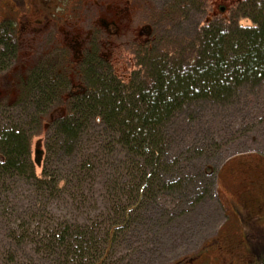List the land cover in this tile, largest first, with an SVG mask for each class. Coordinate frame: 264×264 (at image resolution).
<instances>
[{
    "label": "rangeland",
    "instance_id": "1",
    "mask_svg": "<svg viewBox=\"0 0 264 264\" xmlns=\"http://www.w3.org/2000/svg\"><path fill=\"white\" fill-rule=\"evenodd\" d=\"M172 1L25 0L17 13L8 10V0H0V27H10L11 44H16L20 26L24 28L20 31L30 36L27 45L18 51L14 45L8 51L5 45H0V53L11 57L4 59L9 67L6 76L19 78L28 67L27 77L34 72L29 66L32 60L38 62L43 56L56 61L64 56L69 59V81L65 82L66 89L58 95L53 109L37 115L28 106L26 110L35 115H29V119L21 116L20 124L12 118L19 113L13 114L15 110L0 115L1 131L17 126L25 132L30 142V161L35 165L37 156L42 167L49 166L57 185L63 188V192H58L65 194L62 200L51 201L53 210L47 213L37 210L52 224L50 231L40 224L39 232L24 234V244L17 246L13 242L19 233L18 225L37 204L33 196L36 187L23 179H10L14 180L12 198L17 197L5 208V202L0 203V264H65L64 259L54 261V256L44 255L42 249L39 254V246L44 247L49 236L61 230V222L78 223L93 230L94 237L88 239L84 250L88 254L78 258V261L83 258L84 264L254 262L256 256H250L249 249L255 250L257 243H264L263 86L256 91L243 88L221 105L207 102L185 107L182 113L189 119L184 122L183 115L178 114L174 143L167 140L163 145L166 177L153 181L152 187L148 185L139 206L140 195L135 186L143 178L140 172L144 168L146 173L150 170L143 167L130 179L128 172L138 159L123 147L106 145L105 141L110 143L114 138L101 123L92 122L79 145L77 158L56 156L51 149L57 137L56 125L50 128L56 121L51 120L62 105L68 113L64 100L69 99V91L82 84L74 63L84 44L87 56L93 45L99 51V63L105 69L99 71L103 76L127 83L138 76L140 63L152 59L158 51L165 56L164 50L191 49L197 28L214 17L228 15L239 0H195L184 8L176 22L166 23V7ZM89 29L94 30L91 40L86 39ZM93 37L97 40L92 41ZM33 38L37 39V45L30 43ZM4 86L7 89L8 83ZM14 97L15 91L0 93V98L13 101ZM174 124L166 128H175ZM37 150L42 154L36 155ZM85 159L95 160L100 170L96 178L85 181L84 195L80 198L79 188L74 189L66 180L76 164L80 166L78 161ZM35 167L41 175L42 167ZM109 176L123 184L116 191V200H111L103 181ZM115 205L134 209L118 215ZM68 260L77 264L74 259Z\"/></svg>",
    "mask_w": 264,
    "mask_h": 264
},
{
    "label": "trees",
    "instance_id": "2",
    "mask_svg": "<svg viewBox=\"0 0 264 264\" xmlns=\"http://www.w3.org/2000/svg\"><path fill=\"white\" fill-rule=\"evenodd\" d=\"M194 2L173 0L171 6L166 7L168 14L165 22H176L184 8ZM202 10L200 5L199 12ZM228 13L199 26L191 49L185 47L175 52L164 50L165 56H160L161 52L158 51L152 59L143 60L138 76L127 83L110 75L103 76L99 69H105L99 63L98 51L95 48L89 50V56L78 66L88 89L69 102L68 113L54 123L57 137L51 146L53 153L59 157L77 158L79 145L88 135L92 122L101 123L114 138L110 143L105 141L106 145L123 147L138 159L128 172L130 179L143 167L150 170L146 173L144 168L140 172L143 178L135 186L140 195L139 206L148 185L152 187L153 181L166 177V167L163 168L162 161L166 154L163 145L167 140L174 143V135L179 128L175 123L178 114L183 115L184 122L189 119L182 113L185 107L207 102L221 105L243 88L256 91L264 87V0H239ZM9 29V26L0 27V45H5L7 51L13 46ZM7 56L10 55L0 53V69L4 67L2 63ZM37 64L33 67L34 72L29 73L23 82L20 99L15 103L18 109L24 111L17 117L12 115L17 124H20V117L25 116L28 106L36 112L50 109L68 80L67 72L63 69L68 64L65 56L59 61L43 56ZM173 124L175 128H166ZM30 153V142L25 132L19 131L17 126L12 130L0 129V203L4 205L5 202V208L17 197L12 198L14 180L17 178L32 182L36 187L33 196L37 204L26 218L21 219L19 233L14 232L16 239L13 243L17 246L24 244V234L39 232L40 224L50 231L52 224L44 220L42 213L37 214V210L43 209L47 213L54 209L50 206L51 201L62 200L65 196L58 192H63V188L57 185V178L49 166L42 167V174H37L35 165L30 161ZM94 161L80 160V166L76 164L67 174L66 182L74 189L79 188L77 196L80 198L81 194L84 195L85 181L96 178L100 170ZM162 169L164 172L157 175ZM103 181H106L111 200H116V191L123 184L110 176ZM115 207L118 215L121 212L122 215L128 214L134 209L132 206ZM60 224L61 230L45 238L44 247L39 246V254L42 249L44 255L54 256V261L64 259L65 264H70L68 259L71 258L77 264H84L83 258L81 261L78 258L88 254L84 250L88 239L94 237L93 230L78 223ZM69 231H73L72 234Z\"/></svg>",
    "mask_w": 264,
    "mask_h": 264
},
{
    "label": "flooded vegetation",
    "instance_id": "3",
    "mask_svg": "<svg viewBox=\"0 0 264 264\" xmlns=\"http://www.w3.org/2000/svg\"><path fill=\"white\" fill-rule=\"evenodd\" d=\"M8 3H9V9L7 7L6 8L8 10H11V11L17 12V13H19V10L21 9L22 5L24 3L26 4L25 0H21V1H19V0H8ZM123 11H127V10L124 9ZM23 30H24V28H23ZM89 33L91 34V33H93V31L92 32L90 31ZM17 38L19 40L22 38V33L20 32V30L18 32ZM86 39H89V36H87ZM83 47H84V45H83ZM5 72H6V69L0 70V77L4 76V78L3 79L1 78V80H0V93H6V92L12 93L15 91V94H16L18 92L20 85L22 84V79L25 78V72L26 71L23 72L19 78L15 77V76H11V75L6 76L4 74ZM5 82L8 83L7 89L4 86ZM4 99L5 98H0V102ZM261 248H264V243H260L257 247V256H258L257 264H261L262 261L264 260V253H262ZM253 251L254 250H252V251L250 250V255L253 254Z\"/></svg>",
    "mask_w": 264,
    "mask_h": 264
}]
</instances>
